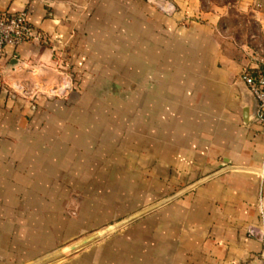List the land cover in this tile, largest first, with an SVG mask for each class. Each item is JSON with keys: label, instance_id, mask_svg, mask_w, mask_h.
<instances>
[{"label": "crops", "instance_id": "obj_1", "mask_svg": "<svg viewBox=\"0 0 264 264\" xmlns=\"http://www.w3.org/2000/svg\"><path fill=\"white\" fill-rule=\"evenodd\" d=\"M171 1L172 16L146 0H0L41 34L2 68L0 264L40 256L13 202L25 193H99L89 214L108 218L85 229L153 207L65 264H264L247 235L264 226V134L241 78L264 69V0ZM58 56L73 87L56 97Z\"/></svg>", "mask_w": 264, "mask_h": 264}, {"label": "rangeland", "instance_id": "obj_2", "mask_svg": "<svg viewBox=\"0 0 264 264\" xmlns=\"http://www.w3.org/2000/svg\"><path fill=\"white\" fill-rule=\"evenodd\" d=\"M27 194L30 195L27 197ZM97 194L99 193H25L24 198L13 199L14 206L20 210L26 209L28 214V219L25 220L27 229L23 233H28L30 257L35 253L40 255L36 261L28 264H65L76 251L83 252L88 244L117 232L122 226L153 208L150 206L120 222H113L111 226L85 229L88 221L95 226L108 218L107 214H89L93 209L99 212L102 210L104 200ZM165 201H159L158 204ZM91 237L95 239L83 245V241Z\"/></svg>", "mask_w": 264, "mask_h": 264}, {"label": "built area", "instance_id": "obj_3", "mask_svg": "<svg viewBox=\"0 0 264 264\" xmlns=\"http://www.w3.org/2000/svg\"><path fill=\"white\" fill-rule=\"evenodd\" d=\"M146 1L166 15L172 16L176 13V6L171 0ZM40 39L41 34L31 24L26 11L0 16V81L3 80V63L10 58L8 49H16L24 43ZM55 64L63 79L50 93L53 96H59L73 87V80L60 56L55 60ZM241 78L256 101L254 118L262 127L264 134V69L254 72L245 70L242 72ZM247 235L264 241V226L250 225Z\"/></svg>", "mask_w": 264, "mask_h": 264}, {"label": "water", "instance_id": "obj_4", "mask_svg": "<svg viewBox=\"0 0 264 264\" xmlns=\"http://www.w3.org/2000/svg\"><path fill=\"white\" fill-rule=\"evenodd\" d=\"M94 239H95V237H91V238L83 241V245L88 244L89 242L93 241Z\"/></svg>", "mask_w": 264, "mask_h": 264}]
</instances>
